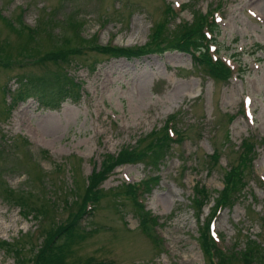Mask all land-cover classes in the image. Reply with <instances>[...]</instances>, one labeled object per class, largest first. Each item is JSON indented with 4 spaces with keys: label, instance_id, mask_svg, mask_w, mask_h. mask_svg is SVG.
Here are the masks:
<instances>
[{
    "label": "rangeland",
    "instance_id": "rangeland-1",
    "mask_svg": "<svg viewBox=\"0 0 264 264\" xmlns=\"http://www.w3.org/2000/svg\"><path fill=\"white\" fill-rule=\"evenodd\" d=\"M215 10L222 55L237 67L227 83H215L191 53L174 48L136 58L97 49L150 48L157 25L176 39L183 22L194 26ZM24 75L71 78L80 100L57 110L36 99L14 108L8 92ZM171 118L184 141L158 167L147 165V154L111 171L98 188L103 198L90 204L92 213L78 219L76 238L62 249L63 264L217 262L205 254L200 230L247 140L256 152L246 186L218 212L212 230L226 254L249 240L264 245V0H0V264H18L5 242L26 259L36 255L54 224L77 213L93 173L124 149L145 151ZM214 149L221 154L215 167L206 159ZM155 177L159 183L144 199L157 221L149 238L126 186ZM197 182L210 192L199 211ZM10 192L57 208L45 217L22 213Z\"/></svg>",
    "mask_w": 264,
    "mask_h": 264
},
{
    "label": "trees",
    "instance_id": "trees-1",
    "mask_svg": "<svg viewBox=\"0 0 264 264\" xmlns=\"http://www.w3.org/2000/svg\"><path fill=\"white\" fill-rule=\"evenodd\" d=\"M168 10V13L174 16V11L172 9ZM180 27L179 36L176 35V39H170L169 35H167L168 33L166 34L164 24L157 25L153 34V45L150 48L134 50L110 46L107 48L97 47V49L112 57L136 58L142 57L147 53H163L167 51V48H174L178 51L191 53L195 67L199 68L215 83H227L230 81L234 75V71L230 69L222 56L219 55L218 37L220 35V26L216 23L212 11L207 15H199L197 23L194 26L183 22ZM212 46L217 48V52L212 51ZM70 52L69 54L73 52L77 54L80 52V49L76 48V50H70ZM215 52L217 56H215ZM18 84V88L15 91L10 90L8 92L12 96L14 108L30 99H36L41 107L57 110L69 99L72 102L80 100L79 84L71 78L60 75L54 77L24 75L19 77ZM242 113L244 114V110H242ZM229 119L232 122L234 117L231 116ZM172 121L173 119L171 118L159 138H154L153 133L151 134L150 138L152 141L145 151H138L139 148H136V150L124 149L118 158H108L105 161V167L102 170L95 171L90 178L86 188V199L85 197L83 198L84 201L78 207L77 213L69 215L66 221L54 224L52 232L48 233L44 245L37 251L36 255L26 259L13 244L5 242L4 245L17 258L18 264H63L61 259L62 249L65 247V244L68 245L76 238L77 230L79 229L78 219L87 213H92L93 208L89 209L90 204H93V201L99 202L103 198L98 193V188L109 178L112 173L111 171L122 165L144 161L147 158V154L151 155L149 164L147 165L158 167L161 161L170 153L172 146L184 141L182 132L173 131L171 134L170 122L172 123ZM227 141H229V136L227 137ZM255 148L256 143L251 140L242 143L237 163L235 165L232 164L225 175V187L220 193L221 200L216 203L212 221L210 220L205 226H201L200 236L205 254L213 261L214 258L217 259V262L211 261L210 264H264V245L260 246L257 244V241L249 240L252 244L247 245L244 250L234 249V251H229L226 254L223 248L215 241L211 230V223L218 212L228 206L234 197L243 192V188L246 186L247 173L256 152ZM214 150V154L206 157V159L210 160L215 167L220 162L221 154L218 149ZM0 152H3L1 144ZM252 173L249 172V174ZM157 183H159V179L155 177L138 184L126 186V193L136 209L140 225L149 238L152 237L151 230L157 224V221L151 212L146 209L144 199L152 191L154 184L157 185ZM10 193V201L15 206L20 207L22 213H35V215L38 213L37 217H45L51 210L57 208L55 205L51 207L47 203L36 207L23 193ZM209 195L210 192L207 188L199 185V182L195 184L193 204L198 211L209 200ZM60 240H63V242L61 243ZM101 263L104 264L102 261L95 262L92 258L86 262V264ZM108 264H115V262L109 261Z\"/></svg>",
    "mask_w": 264,
    "mask_h": 264
}]
</instances>
